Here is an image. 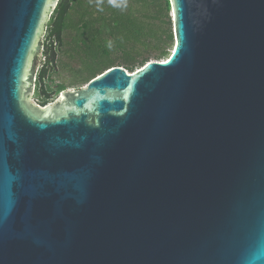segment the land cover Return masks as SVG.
Returning a JSON list of instances; mask_svg holds the SVG:
<instances>
[{
    "label": "water",
    "instance_id": "water-1",
    "mask_svg": "<svg viewBox=\"0 0 264 264\" xmlns=\"http://www.w3.org/2000/svg\"><path fill=\"white\" fill-rule=\"evenodd\" d=\"M168 59L41 107L60 0H0V264H264V0H169Z\"/></svg>",
    "mask_w": 264,
    "mask_h": 264
},
{
    "label": "trees",
    "instance_id": "trees-1",
    "mask_svg": "<svg viewBox=\"0 0 264 264\" xmlns=\"http://www.w3.org/2000/svg\"><path fill=\"white\" fill-rule=\"evenodd\" d=\"M60 0L46 26L42 43L44 61L38 74L39 106L51 103V75L57 72L58 56L77 63L89 82L113 68L112 42L122 54V66L129 73L142 69L152 59H168L175 44L169 0H127V8H115L108 0ZM59 95L65 86H55Z\"/></svg>",
    "mask_w": 264,
    "mask_h": 264
},
{
    "label": "rangeland",
    "instance_id": "rangeland-1",
    "mask_svg": "<svg viewBox=\"0 0 264 264\" xmlns=\"http://www.w3.org/2000/svg\"><path fill=\"white\" fill-rule=\"evenodd\" d=\"M172 12V11H171ZM171 16V14H170ZM172 18V16H171ZM49 23V22H48ZM48 23L46 24V26L48 25ZM45 41V34L42 37V43ZM111 58L114 62V67H118V66H122V53L115 48V46L113 45L111 48ZM42 55V62L44 61L43 57V51L41 53ZM59 60H58V68H57V72L53 75H51L50 77V84L49 86H51V90H50V102L49 105L56 103L59 100V94L56 93L57 89L55 86H65L67 88V90H79L81 88H84L88 83L89 80H84L86 76H84L85 74L82 73V70L80 68V66L77 63L74 62H70V60L67 57H61L60 55L58 56ZM152 61H156L154 59L151 60ZM162 61V60H161ZM41 68V65L39 66ZM39 68V69H40ZM121 68V67H120ZM124 69V67H122ZM139 69H136L135 71H137ZM129 73V72H128ZM131 74V73H129ZM37 91V89H36ZM32 101L36 104L39 105V100L37 98V94L35 93V95L32 98Z\"/></svg>",
    "mask_w": 264,
    "mask_h": 264
},
{
    "label": "clouds",
    "instance_id": "clouds-1",
    "mask_svg": "<svg viewBox=\"0 0 264 264\" xmlns=\"http://www.w3.org/2000/svg\"><path fill=\"white\" fill-rule=\"evenodd\" d=\"M108 3L110 6L112 7H115V8H127L128 4H127V0H108ZM97 9L99 11H103V8L101 7V3H100V0H97ZM112 42L111 41H108L107 43V47L109 49L112 48Z\"/></svg>",
    "mask_w": 264,
    "mask_h": 264
}]
</instances>
